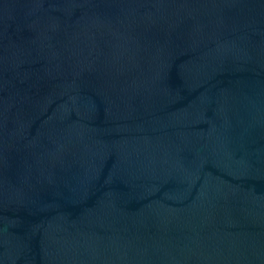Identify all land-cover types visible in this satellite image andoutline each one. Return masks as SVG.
Returning a JSON list of instances; mask_svg holds the SVG:
<instances>
[{"label":"water","instance_id":"1","mask_svg":"<svg viewBox=\"0 0 264 264\" xmlns=\"http://www.w3.org/2000/svg\"><path fill=\"white\" fill-rule=\"evenodd\" d=\"M0 264H264V0H0Z\"/></svg>","mask_w":264,"mask_h":264}]
</instances>
